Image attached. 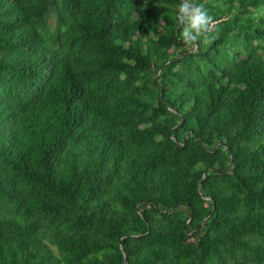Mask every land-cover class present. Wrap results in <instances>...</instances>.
Masks as SVG:
<instances>
[{
    "label": "trees",
    "instance_id": "1",
    "mask_svg": "<svg viewBox=\"0 0 264 264\" xmlns=\"http://www.w3.org/2000/svg\"><path fill=\"white\" fill-rule=\"evenodd\" d=\"M179 3L0 0V264H264V0Z\"/></svg>",
    "mask_w": 264,
    "mask_h": 264
},
{
    "label": "clouds",
    "instance_id": "2",
    "mask_svg": "<svg viewBox=\"0 0 264 264\" xmlns=\"http://www.w3.org/2000/svg\"><path fill=\"white\" fill-rule=\"evenodd\" d=\"M178 35L181 42L191 48L203 43H211L212 35L219 31V24L214 16L197 0H180L177 6Z\"/></svg>",
    "mask_w": 264,
    "mask_h": 264
},
{
    "label": "water",
    "instance_id": "3",
    "mask_svg": "<svg viewBox=\"0 0 264 264\" xmlns=\"http://www.w3.org/2000/svg\"><path fill=\"white\" fill-rule=\"evenodd\" d=\"M121 247H122V244H121ZM123 254H124V259H125V252L123 251Z\"/></svg>",
    "mask_w": 264,
    "mask_h": 264
}]
</instances>
